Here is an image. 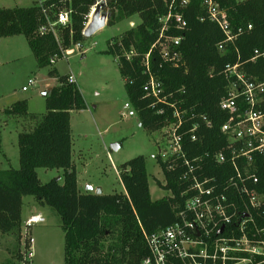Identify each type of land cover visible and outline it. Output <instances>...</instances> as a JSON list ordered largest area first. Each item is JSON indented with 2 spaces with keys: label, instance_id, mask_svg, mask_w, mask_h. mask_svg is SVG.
<instances>
[{
  "label": "trees",
  "instance_id": "16d2710c",
  "mask_svg": "<svg viewBox=\"0 0 264 264\" xmlns=\"http://www.w3.org/2000/svg\"><path fill=\"white\" fill-rule=\"evenodd\" d=\"M98 1L105 3L109 11V25L134 15L141 18L114 38L106 52L118 62L140 125L151 132L161 129L169 115L159 112L161 104L152 107L154 99L145 94L143 86L148 75L144 73L143 59L159 38L160 18L170 6L182 13L185 29L174 28L170 34L182 37L179 49L183 62H167L159 48H153L151 70L162 81L165 93L173 92L175 98L183 100V107L194 108L211 121V126L200 125L198 141H192L189 134L185 136L184 149L190 159H202L198 171L201 178H213L220 192L229 191L227 182L235 174L233 164L230 159L219 163L215 158L228 138L221 131L228 113L221 109L220 101L228 95L230 85L224 70L228 64L239 63L248 78L264 81V56L252 60L255 50L264 52V0H215L227 11L234 28L246 29L223 49L219 44L225 36L209 19L204 0H188L185 6L180 0H41L30 7L0 8V38L24 35L38 65L49 66L53 64L51 57H64L67 50L86 38L83 32L88 15ZM61 9L70 12L69 21L41 34L40 27L48 21L55 22ZM248 24L251 29H247ZM128 51H134L130 59L125 55ZM49 75L55 77L56 69H51ZM68 79L69 75L59 77L58 84L45 95L46 113L32 130L19 134L20 167L0 169V233L14 234L21 240L23 197L32 195L41 205L54 208L61 218L65 264H140L149 254L144 234L180 220L187 199L181 194L187 186L181 179L185 169L179 166L168 170L158 157L166 182L159 184L172 193L154 200L146 158L138 155L119 167L123 191L81 193L72 161L71 112L87 104L77 81ZM4 112L27 115V101L18 100ZM38 168L62 169V181L53 178L42 183ZM254 168L259 179L255 187L264 196V155L256 157ZM251 212L256 224L264 226V200Z\"/></svg>",
  "mask_w": 264,
  "mask_h": 264
},
{
  "label": "built area",
  "instance_id": "2783aa9c",
  "mask_svg": "<svg viewBox=\"0 0 264 264\" xmlns=\"http://www.w3.org/2000/svg\"><path fill=\"white\" fill-rule=\"evenodd\" d=\"M180 1L182 6L188 3V0ZM101 2L92 6L86 27L97 4ZM204 3L209 19L220 27L225 36L219 49L233 43L246 30L244 27L234 28L227 11L215 0H204ZM69 14L68 10L61 9L56 21L43 24L40 33L54 31L58 23H67ZM160 22L159 38L151 50L159 48L165 61L179 65L183 62L179 49L182 37L172 36L170 30L185 29L186 21L181 12L173 11L170 6ZM251 28L252 25L248 24L247 29ZM151 50L143 59L144 73L148 75L143 89L146 96L154 99L152 107L161 104L163 106L159 112L169 115L167 123L157 130L161 135L157 140L156 157L157 161L159 157L166 164L168 170L179 166L185 169L181 179L187 186L181 194L187 195V199L179 221L157 232L144 234L149 254L140 264H264V226L256 224L251 212L260 207L264 200L263 194L255 187L259 179L254 168L256 157L264 155V81L248 78L239 63L228 64L224 70L230 85L228 95L220 101L221 109L228 113L221 131L228 138L227 144L215 158L219 163L230 159L235 174L227 182L226 189L229 191L220 192L213 178L200 177L198 171L202 167V159H190L184 149L185 136L189 134L192 141H198L200 125L211 126V121L206 114L183 107V100L175 98L173 92L165 93L162 81L151 70ZM71 52L72 49H69L65 55ZM125 55L130 59L134 51H128ZM261 55L264 56V52L255 50L252 60ZM56 60L55 56L50 59L51 63ZM68 80L76 82L73 74L69 75ZM36 83V78L29 80L30 85ZM23 90H27V87L24 86ZM124 109L128 116L138 115L130 102L124 104ZM123 115L126 116V113ZM163 183H166L165 180ZM43 222L45 218L41 213L25 220L27 226ZM222 227L223 231L220 232ZM32 257L30 248L26 249L20 264H30Z\"/></svg>",
  "mask_w": 264,
  "mask_h": 264
},
{
  "label": "rangeland",
  "instance_id": "374dc122",
  "mask_svg": "<svg viewBox=\"0 0 264 264\" xmlns=\"http://www.w3.org/2000/svg\"><path fill=\"white\" fill-rule=\"evenodd\" d=\"M36 2L38 0H0V8L30 7ZM103 11L109 16L106 7ZM140 21V16L134 15L114 25L106 24L92 36L86 37L79 43L81 45H74L70 54L46 67L38 65L30 48H27V55L22 53L17 43L5 52L0 50V59L5 61L0 66V103L5 104L3 106H6V110L16 101L26 100L30 112L36 117L33 122L32 118H8L0 125V169L20 167L16 159L18 141H14L15 133L19 130L30 131L36 126L46 113L44 92L57 85L60 76L73 74L87 104L86 108L71 112L72 161L80 178H83L80 189L85 192L88 185L94 193L101 186L102 194L123 191L120 165L143 155L147 162L152 198L159 199L170 194L159 184L164 182L156 157L157 140L161 134L143 128L138 115H127L124 104L129 99L124 86L125 79L120 73L117 60L106 52L114 38ZM1 39L4 44L16 38ZM51 69H56L55 77L49 75ZM32 78L37 80L35 85L29 84ZM24 86L28 91L23 90ZM5 116L3 118L6 119ZM4 154L10 156L9 163ZM37 173L42 183L53 178L62 181V169L38 168ZM30 212L41 213L45 222L27 226L25 220ZM22 215L24 219L20 241L14 234L0 233V264H20L28 248L33 254L30 264H65L64 230L57 211L51 206L41 205L34 196L26 195L23 197Z\"/></svg>",
  "mask_w": 264,
  "mask_h": 264
},
{
  "label": "crops",
  "instance_id": "0c3cea01",
  "mask_svg": "<svg viewBox=\"0 0 264 264\" xmlns=\"http://www.w3.org/2000/svg\"><path fill=\"white\" fill-rule=\"evenodd\" d=\"M8 38H16V39H9L10 41H7L8 43H4V44H2V41H0V50H2V52L4 51H6L7 50V48L8 47H10L12 44H14V43H17V44H19L20 45V47H21V49H22V53H24L25 55H27L28 54V51H27V48H30V46H29V43H28V40H27V38L24 36V35H14V36H9ZM24 38V39H23ZM1 39V38H0ZM2 40V39H1ZM4 45V46H3ZM31 50V49H30ZM31 52H32V50H31ZM32 54H33V52H32ZM5 61L4 60H1L0 59V66L2 65V63H4ZM26 91H28V89L26 90ZM50 91V89L48 90V91H45V92H49ZM3 105H5V104H2V103H0V125H2L3 124V122H5L8 118H14L15 120H19V118H22V117H24V119H28V118H32L31 119V121L33 122L34 120H35V114H33L32 112H30V110H29V108H28V114L27 115H24V116H17V115H7L4 111H5V108H6V106H3ZM29 106V105H28ZM6 115V116H5ZM3 116H5V117H7L6 119L5 118H3ZM24 127V126H23ZM21 132H23V131H21V130H19L18 132H16L15 134V137H14V141H15V139H17V141H18V136H19V134L21 133ZM2 147V139H0V148ZM15 151H16V159H17V161H19V163H20V159H19V148L18 147H16L15 148ZM14 151V152H15ZM5 155V154H4ZM5 158L8 160V163H9V161H10V156H6L5 155ZM73 164H74V162H73ZM13 165H15V164H13ZM74 167H75V169H76V171H77V177H78V188H79V191L81 192V193H84L81 189H80V187H81V185H82V182H81V179H83V178H80V173L78 172V170H77V168H76V165L74 164ZM7 169V168H6ZM102 187V186H101ZM101 189H103V187L101 188ZM88 191H92V192H94L92 189H89V186L87 185V187H86V191L85 192H88ZM154 200H156V199H154ZM33 214H35V213H29L28 214V216L27 217H29V216H31V215H33ZM24 219V218H23Z\"/></svg>",
  "mask_w": 264,
  "mask_h": 264
},
{
  "label": "water",
  "instance_id": "95a60500",
  "mask_svg": "<svg viewBox=\"0 0 264 264\" xmlns=\"http://www.w3.org/2000/svg\"><path fill=\"white\" fill-rule=\"evenodd\" d=\"M104 7H105L104 3L97 4L95 11L91 17V20L83 32V34L86 37L92 36L97 30H99L100 28L104 27L107 24L109 16L106 12L103 11ZM46 94L47 92H44V95ZM89 189H92V187L89 186ZM95 193L101 194L102 193L101 187H98ZM222 231H223V227L220 229V232Z\"/></svg>",
  "mask_w": 264,
  "mask_h": 264
}]
</instances>
